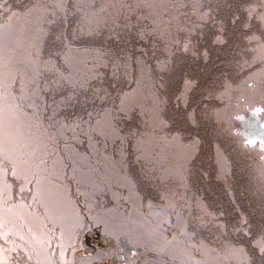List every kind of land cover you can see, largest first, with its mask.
I'll return each instance as SVG.
<instances>
[{
    "label": "trees",
    "instance_id": "obj_1",
    "mask_svg": "<svg viewBox=\"0 0 264 264\" xmlns=\"http://www.w3.org/2000/svg\"><path fill=\"white\" fill-rule=\"evenodd\" d=\"M39 1L41 5L45 0ZM162 1L153 12L141 0H91L98 10L106 6L91 19L95 25H90L89 17L82 19L84 9L75 11L77 2L70 4L67 13L38 17L45 33L39 50L30 56L40 65L30 76L24 104L48 138L67 141L58 136L60 132L65 137L69 127L76 134L80 154L101 167L103 160L106 164L119 161L120 175L131 181L142 212L168 213L169 238L188 241L186 251L193 264H207V259L211 264H236L228 252L240 247L247 251L249 264H264V251L255 246L264 238V192L257 195L253 180L259 183L252 164L219 116L230 88L250 86L248 76L256 70L252 54L264 43L260 19L264 0ZM3 2L0 29L8 25L14 10L35 7L32 0ZM7 6L13 8L8 13ZM73 50L88 52L95 59L88 61V74L72 86L57 72L66 75V56ZM137 88L143 98L136 97L135 107H123L126 95ZM107 111L112 120L110 137L94 129L99 121L106 124ZM148 135L163 144L166 140L167 148L178 139L182 152L172 150L180 158L195 148L186 172L178 177L158 162L145 161L142 146ZM100 166L89 169L93 177L99 174L94 181L100 195L86 199L83 194L81 201L101 209L115 203L109 194L112 184L103 182L108 170ZM117 188L126 196L125 190ZM125 207L129 204L122 197L119 208ZM85 210L81 208L82 215ZM180 222V230L185 229L189 237L177 228ZM85 230L81 227V233ZM42 233L48 243L49 230ZM44 241L40 247L49 252ZM23 243L29 247L32 241ZM149 262L168 264V259L145 253L125 264Z\"/></svg>",
    "mask_w": 264,
    "mask_h": 264
},
{
    "label": "rangeland",
    "instance_id": "obj_2",
    "mask_svg": "<svg viewBox=\"0 0 264 264\" xmlns=\"http://www.w3.org/2000/svg\"><path fill=\"white\" fill-rule=\"evenodd\" d=\"M32 1L35 3V7L31 8V10L23 12L21 10H14L15 14L13 13L10 15L11 17L9 19L8 25L0 29V65H4L6 61L12 60L15 65V70H8L7 72L16 74L18 73V76H22V78L24 77L28 80V84L30 86L32 80L30 76L36 71L35 65H40V63L36 64L30 55L33 51L39 50L38 48L40 46V42L45 33L43 26H41L38 20V17H42L43 15L45 18H48L55 12L57 16L67 13L70 4L77 2L75 5V11L77 9H84L83 13L80 12L82 19L87 20L89 17L88 21L90 25H95V21H91V19H94L93 17L97 18L98 16L95 14H100L101 12L103 13L106 7L104 6L102 7V10H98V7L93 5L91 0H68L66 3L64 0H45L41 5L39 0ZM142 1H144L145 5H147V0H141V2ZM1 3H4L3 0H0V4ZM47 3L49 6H46ZM11 9L13 8L8 7V9L5 10L8 13ZM147 9L150 8L148 7ZM261 17H264V11L261 13L260 19ZM262 23L264 24V22ZM17 24L18 26H16ZM86 25L87 28L90 27L88 26V23H86ZM14 44L16 45L10 47ZM253 52L252 64L256 66V70L249 74L248 79L250 86L245 89L247 91V95L249 94V96L252 97L250 102L252 106H248L247 109L246 107H243L241 109L243 113H252L257 106L264 107V86L260 85V81L262 82L264 79V43L258 45ZM93 59L95 58L82 50H73V52L66 56L65 68L67 77H65L63 74V70L61 72L58 71L57 75L60 79L63 77L64 80L69 81L72 86L77 85L81 82L80 79L84 78L85 74L87 73V63H90L88 60L92 61ZM20 68L26 72L22 71ZM1 81L3 82V85L0 87V89H2L5 84L3 79ZM98 86H100V84H98ZM137 89L129 92L126 95V98L123 100V107L134 106L138 101H136V97H141V99L143 98V91L141 89ZM230 89L238 94L239 100L241 98L240 92H237L239 91V88L237 89L232 87ZM8 95L9 94H4L3 97H0V102L3 106L10 105V101L7 102L6 100ZM247 95L245 94L243 101ZM232 96L233 93L226 96L227 104L225 107H230V101L232 103V107L237 106L235 104L237 99L233 98ZM28 97H25V99L27 100ZM153 105L155 104H152L150 113L154 110V113H152V122L155 124V122H157V118L156 109ZM243 117L246 118L248 116L246 115ZM25 121L27 120L25 119ZM251 121H254V124L260 123L264 128V112L258 115V119L256 116H249L247 121L249 126ZM104 122H106V124H103V121H99L96 127L94 126V129H98L100 134L105 132L106 137H110V128L112 127L110 111L106 112L104 116ZM67 129V131H69L70 128L67 127ZM64 134L65 133L60 134L59 132L58 138L67 139V134L69 133H66L65 137L63 136ZM253 135H255V133ZM253 135L251 136V139H256L257 141V138H254L255 136L253 137ZM163 140L165 139L163 138ZM154 141L155 137H149L148 135L147 139H145L143 142L142 154H144V160L150 164L156 165L158 162L164 166V161L166 160L165 149L161 150L158 148L156 150V144ZM178 141V139L171 141V146H169V148L171 150H175L176 152H182ZM194 152L195 148H192L190 152L188 150L186 155L187 162L194 156ZM160 154H162L161 158ZM83 157H86L85 154L81 156V158ZM77 159H79V157H77L76 160ZM89 161L90 162L87 163L86 160L84 165H80L79 162L77 163L80 165L78 166L80 171H75L74 175L79 176L77 181L81 182V186H78V182H76V184L72 178L71 183H69V177L68 179L66 178V183L62 182V184L60 183V185H56L54 189L49 187L46 188L49 186L48 183L51 180L50 174L53 173L54 177H57V181L60 182V178L62 177V171L60 170L65 167L64 164L62 161H58L60 163L59 169H52L50 172H48V165L40 164L39 168L41 169H38L39 171L37 177L40 181V184L38 185L39 192L35 193L38 195L39 201L34 199V202H40L41 207H43L45 211L43 210L42 212L41 210V216L36 215L33 216L34 218H32L34 222L41 226L40 238L32 240L31 246L28 247L25 245V243H23L25 238L19 231L20 225L13 226V234L17 237H20L19 239H14L12 236H10L12 233L11 230H8L7 226L9 225L8 220L11 219L0 216V219L2 220L0 223V228L2 227L4 229L5 235H7V237H0V246H4V252H1L0 258L3 257V259L6 261H12V264H81L85 263V258H83V256L93 252V246L90 244H95V238L101 235L104 240L113 247V250L110 249L111 253L118 255L115 257V259L118 260L117 264H125L128 259H137L140 255L145 254L148 251L165 257L168 259V264H193L192 259L189 258L190 255L188 256L186 251V242L188 241H184L183 239L180 240L178 237L169 238L170 236L168 234L171 233L169 226L171 220H169L168 213L161 212L162 214H160L159 212L149 211L150 213L147 215L145 212H142L141 200L135 193V189L131 184V181L120 175L118 164L119 161H115L113 163L109 161L106 164L105 160H103L102 163V167H106L108 170L105 175L106 177L102 176L104 177L103 182L107 180L112 184L109 185V194L113 199L112 202L115 204L111 205L108 203L107 205H104L105 207L100 209L95 207L97 206L96 203H83L81 201V195L83 194L87 195L85 196L86 199H91L92 196L100 195L96 194L99 193V186L97 185V181L96 183L94 181V178H96V176L99 174L93 177L89 173V169L92 167V164L93 166H100V162H96V160ZM102 167L100 166V168ZM83 172H85L86 175L88 174V176H85ZM83 175L85 177L81 178L80 176ZM172 175H177L180 177L182 174H180V172H176ZM16 179H20L18 183L28 189L32 185L28 182V178L25 177L23 173L17 175ZM117 187H121V189L125 190L127 193L126 196H122V193L118 192ZM6 188H9L10 190L15 188V192L18 193L20 187L17 185H9L8 178H6V182L3 184V190L5 193ZM115 188L117 191H115ZM69 192H71V195ZM15 197H17V194H15ZM122 197H124L126 202H128L129 208H119V200H121ZM19 201L20 200L17 198L12 199L10 196L7 197V194L4 195L3 198H0V211H3L6 215H14L13 213H17L20 210L21 204ZM7 202H11L10 204L15 203V205L11 206ZM21 208H28V206H22ZM81 208L86 209L83 215L81 213ZM54 220L58 222H54L56 238L54 241L49 239L50 241L47 243V241L42 240V232H44V230L47 231L48 229L53 228L50 223ZM44 221L46 222L44 223ZM63 222L66 223L68 228L65 229ZM180 223H177L176 226L179 231L185 235V229L180 230V227L183 225V223ZM81 227H86L84 233H81ZM28 228L30 229L29 226ZM69 230L71 231V235ZM66 233L68 234L65 235ZM51 234L53 233L51 232ZM21 236L24 239H21ZM185 236L189 237L187 234ZM41 241H44L43 244L49 247V252L51 253L45 252L43 248L40 247L42 246ZM255 246L258 247V243ZM56 248L58 249V254ZM237 249H241V247ZM228 253L230 255V252ZM230 258L235 262V258L233 256ZM207 264L211 263L207 262ZM236 264H240V262H237Z\"/></svg>",
    "mask_w": 264,
    "mask_h": 264
},
{
    "label": "flooded vegetation",
    "instance_id": "obj_3",
    "mask_svg": "<svg viewBox=\"0 0 264 264\" xmlns=\"http://www.w3.org/2000/svg\"><path fill=\"white\" fill-rule=\"evenodd\" d=\"M160 4L159 6L161 7L163 5V1L159 0ZM89 54L88 52H86ZM90 55V54H89ZM89 61V60H88ZM6 66V67H4ZM88 63H87V73L88 74ZM8 70H15V65L12 60H8L5 62L4 65H0V81L3 79L5 81V84L2 89H0V97H3L4 94H9L8 98L6 99L7 102L10 101V105L8 106H3L2 103L0 102V115H9L10 117H13L16 119L15 124L13 125V129H11V134L15 135L17 140H12L7 145L4 147V156L5 159L12 160L14 162L13 165H8V172L6 178H8L9 185H17L19 186V194L15 192V188L13 190H10L9 188H6V194L7 197L10 196L12 199H19L20 205V210L17 213H13L14 215H6L3 211H0V216H4L7 219L10 218L11 220L9 221L8 230H11L10 236H12L14 239H16V236L13 234L14 228L13 226L15 225H20L19 231L22 234V236L29 241L35 240L36 238H40V233H41V226L38 225V223L34 222L32 218L33 216H41V213L45 209L41 207V203L39 202H34L35 200L39 201V197L37 194L39 192V186H34L31 185L28 188L23 187L19 182L20 179H16L17 175L13 174V167L14 165H18L20 158H28L31 157L33 160L34 164H45L48 165V172H50L52 169H59L60 163L58 161H62L64 164V168H62L60 171L62 177H65V181L63 178H60V182L57 181V177L52 174H50L51 180L49 181L48 185L46 188H51L54 189L56 185H60V183H66V178L68 179L69 177V183H71V178L73 179L72 175V170L76 166L84 165V162L87 160V163H89V160L94 161L93 159L89 158L88 156L81 158L82 154L77 151L76 145H78L77 140H75V134L72 132L68 131V138L67 141H58L55 142L53 139H50L47 137L45 132H42L40 129L38 122L36 121L35 115L32 113V110L28 108L24 104V96L28 95L30 88L26 89L24 85V80H26L22 76H18L16 73H8ZM85 74V75H86ZM65 77H67V72ZM28 81V80H27ZM29 83V82H28ZM66 83L71 85L69 81L66 80ZM24 93V95L22 94ZM20 97V98H19ZM22 98V99H21ZM2 100V99H1ZM3 106V107H2ZM25 119L27 121H25ZM47 139V140H46ZM83 139L81 140V142ZM156 144V150L158 148H161V150L166 149L167 147L163 144H159L157 140L154 141ZM9 144V145H8ZM166 153V151H165ZM79 157V159L76 160V158ZM162 157V154H160V158ZM179 158V157H177ZM165 159L167 160V154L165 156ZM183 159V158H179ZM164 161V165L165 162ZM80 163L77 164V163ZM89 165V164H88ZM41 169V168H39ZM39 171V170H38ZM167 173H176L180 172L179 169H175L170 171H166ZM186 170H184V173ZM181 174V172H180ZM84 178V177H83ZM59 183V184H58ZM15 194H17V197H15ZM35 194V196H34ZM71 195V192H69ZM71 197V196H70ZM10 200V199H8ZM7 200V201H8ZM9 205H15V203L10 204L11 202H7ZM22 206H28V208H21ZM42 210V212H41ZM0 219V223H1ZM46 221H44L45 223ZM64 226L65 229L68 228L65 222ZM30 227V229L28 228ZM63 226V224H62ZM52 229V230H51ZM49 233L48 236L50 239L53 241L56 238L55 230L54 228L48 229ZM104 230V229H103ZM70 231V230H69ZM4 229L1 227L0 228V237L5 235ZM45 232V230H44ZM51 232L53 234H51ZM71 235V231L69 232ZM66 233L65 235H67ZM44 235H42L43 237ZM86 238V237H85ZM84 238V239H85ZM95 244H90L93 249V252H90V254L83 256L85 258V263L81 264H117V261L115 257V253H111V250H113V247L108 244L104 238L100 235L99 237H96ZM4 249V246H0V249ZM111 249V250H110ZM238 250V251H235ZM230 252V257L234 255L233 253H237V257L233 256L235 259V262H240V264H249V259H248V254L247 251H245L244 248L237 249V248H231L229 250ZM3 253V252H2ZM0 264H12V261H6L5 259L0 258ZM148 264H151L149 262Z\"/></svg>",
    "mask_w": 264,
    "mask_h": 264
},
{
    "label": "bare ground",
    "instance_id": "obj_4",
    "mask_svg": "<svg viewBox=\"0 0 264 264\" xmlns=\"http://www.w3.org/2000/svg\"><path fill=\"white\" fill-rule=\"evenodd\" d=\"M150 0H147L146 2V6L147 8L149 7L151 9V11L153 12H156L158 11L161 7L159 6V8H157L155 5H153L152 3L149 2ZM26 79V78H25ZM24 85L25 87H27L26 89H28L29 87H31L29 84H28V81L27 79L24 80ZM264 84V79L263 81L261 82L260 81V85H263ZM239 91L237 92H240V95H241V98L238 100L239 96L237 93L233 92V91H230L228 90L227 93L228 95L229 94H232L233 93V98L237 99L236 101V105L235 107H232V103L230 101V107H225L223 110H221L219 112V116L220 118L222 119V121L224 122V125L228 128L229 130V134L230 136L232 137V141L238 145H240L241 147V150H242V154L245 158L249 159V162H251L252 164V168H253V173H254V176L256 177L259 185L255 182L256 180H253V182L255 183V185L257 186V189L258 191H256L257 195L258 193L260 192H264V159H262V154L260 151H259V145L260 143L264 140V128L261 126L260 123L258 124H254V121H251L250 123V126L248 125L247 121H248V117L249 116H252L253 112H246V113H243L241 111V109L243 107H246V109L248 108V106H252V104L250 103L251 100H252V97L249 96V94L247 95V91L242 89V88H239L238 89ZM250 93V92H249ZM245 94L247 95V97L245 98V100L243 101V97L245 96ZM243 101V102H242ZM264 102V101H263ZM263 104V103H262ZM261 104V105H262ZM246 105V106H245ZM262 107V106H261ZM228 108V109H226ZM240 108V109H239ZM229 112V113H228ZM228 114V117H227V114ZM252 114V115H251ZM248 116V117H244V120L241 121V120H238L237 117L238 116ZM256 118L258 119V116H256ZM252 129V130H250ZM252 131V132H250ZM255 133V135H253ZM76 135V134H75ZM254 138H257V145L255 147L253 146H245L247 143L245 142L246 139H251L252 136ZM155 140H157L155 138ZM256 140V139H255ZM12 141V140H10ZM10 141L6 142V143H9ZM158 141V140H157ZM261 141V142H259ZM11 143V142H10ZM159 144H163L162 141H158ZM164 144H165V141H164ZM163 144V145H164ZM9 145V144H8ZM169 150H171L170 148H168ZM172 151V150H171ZM173 152V151H172ZM174 154V152H173ZM175 155V154H174ZM176 156V155H175ZM178 157V156H176ZM180 158V157H179ZM183 159H186V158H183ZM164 168L165 170L167 171V168L166 166L164 165ZM92 169H93V165H92ZM180 170L181 174L184 173V170L186 169H180L179 167L177 168ZM76 172H79L80 171V168L78 166H76L73 170H72V175H73V180L74 182H78L81 183L80 181H77V178L79 177L78 175H74V173ZM85 174V176H88V174L86 175L85 172H83ZM90 173V172H89ZM84 175L83 176H80L81 178L85 177ZM77 184V183H76ZM53 222V224H52ZM54 222L55 223H58L57 221H51V226L54 228ZM55 227H58V226H55ZM22 237V236H21ZM16 238H20V237H17ZM21 239H24L23 237ZM26 240V239H24ZM29 241V240H27ZM31 242V241H29ZM1 252H4V249H0V255H1ZM45 252H47V250H45ZM147 254H154L150 251L147 252ZM234 255L232 256H236L237 257V253H233ZM217 259H219L217 257ZM237 260V259H235ZM208 263L212 262L210 259H207ZM220 261V260H219Z\"/></svg>",
    "mask_w": 264,
    "mask_h": 264
},
{
    "label": "snow or ice",
    "instance_id": "obj_5",
    "mask_svg": "<svg viewBox=\"0 0 264 264\" xmlns=\"http://www.w3.org/2000/svg\"><path fill=\"white\" fill-rule=\"evenodd\" d=\"M262 22H264V17H261ZM63 79V77H61ZM3 82L0 81V87H2ZM257 145V142L254 140H249L248 143L245 145L247 146H253L255 147ZM4 132L2 126H0V198H3L6 193L3 190V184L6 182V176L8 172V165H13L14 162L9 159H5L4 156ZM259 151L264 154V141H262L259 145ZM264 159V155L261 157ZM40 165L34 164L31 157L24 158L21 157L19 164L14 165L13 167V174L19 175L21 173L24 174L25 177L28 178V182L34 186H37L40 184V181L38 180V169ZM258 246L261 248L262 251H264V238H262L260 241H258Z\"/></svg>",
    "mask_w": 264,
    "mask_h": 264
},
{
    "label": "water",
    "instance_id": "obj_6",
    "mask_svg": "<svg viewBox=\"0 0 264 264\" xmlns=\"http://www.w3.org/2000/svg\"><path fill=\"white\" fill-rule=\"evenodd\" d=\"M150 3L155 5L157 8H159L160 1L159 0H150ZM16 119L13 117H10L9 115H0V126L3 128L4 132V144L7 145L6 142L10 140H17L16 136L11 134V129H13V125L15 124ZM167 154V160L165 162V166L167 168V171L175 170L176 168L180 169H186L187 167V161L186 159H179L177 158L171 150L168 148L165 149ZM238 251V250H235Z\"/></svg>",
    "mask_w": 264,
    "mask_h": 264
},
{
    "label": "clouds",
    "instance_id": "obj_7",
    "mask_svg": "<svg viewBox=\"0 0 264 264\" xmlns=\"http://www.w3.org/2000/svg\"><path fill=\"white\" fill-rule=\"evenodd\" d=\"M262 112H264V107H260V106H257L254 110H253V116H258L259 114H261ZM238 120H241L243 121L244 120V117L243 116H238L237 117ZM249 140H254L255 142H257L255 139H246V143H248Z\"/></svg>",
    "mask_w": 264,
    "mask_h": 264
}]
</instances>
